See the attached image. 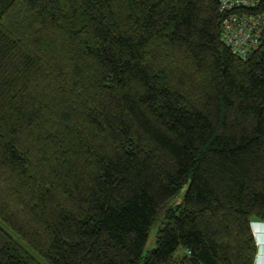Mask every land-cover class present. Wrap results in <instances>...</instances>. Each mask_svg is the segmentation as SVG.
<instances>
[{"label": "trees", "instance_id": "trees-1", "mask_svg": "<svg viewBox=\"0 0 264 264\" xmlns=\"http://www.w3.org/2000/svg\"><path fill=\"white\" fill-rule=\"evenodd\" d=\"M219 7L0 0V222L44 262L255 263L264 40L232 55ZM0 264L43 263L0 225Z\"/></svg>", "mask_w": 264, "mask_h": 264}, {"label": "built area", "instance_id": "built-area-1", "mask_svg": "<svg viewBox=\"0 0 264 264\" xmlns=\"http://www.w3.org/2000/svg\"><path fill=\"white\" fill-rule=\"evenodd\" d=\"M227 15L222 44L235 57L246 60L259 51L264 40V0H217Z\"/></svg>", "mask_w": 264, "mask_h": 264}, {"label": "rangeland", "instance_id": "rangeland-1", "mask_svg": "<svg viewBox=\"0 0 264 264\" xmlns=\"http://www.w3.org/2000/svg\"><path fill=\"white\" fill-rule=\"evenodd\" d=\"M182 202V196L178 197L175 201H173L171 203L170 206H175V205H179ZM0 225L9 233V235H11V237L17 241L22 243L25 248L35 257L37 258L40 262H42L43 264H47L46 262H44L34 251H32L28 246H26L23 242H21V240L19 239V237L10 229H8L4 224H2L0 222ZM163 228V224L162 222H159L156 224L155 228L151 231L150 233V237H149V241L148 244L145 248V251L143 253V263L146 261V259L148 258V256L150 255V253H152L156 248H157V237H158V233L159 231ZM253 230H257L256 226H252Z\"/></svg>", "mask_w": 264, "mask_h": 264}, {"label": "crops", "instance_id": "crops-1", "mask_svg": "<svg viewBox=\"0 0 264 264\" xmlns=\"http://www.w3.org/2000/svg\"><path fill=\"white\" fill-rule=\"evenodd\" d=\"M254 226L257 227V230H255L254 232V236L256 239V244L258 247V253L262 254V257L264 258V224H258ZM260 264L264 263V259L260 260L259 262Z\"/></svg>", "mask_w": 264, "mask_h": 264}, {"label": "clouds", "instance_id": "clouds-1", "mask_svg": "<svg viewBox=\"0 0 264 264\" xmlns=\"http://www.w3.org/2000/svg\"><path fill=\"white\" fill-rule=\"evenodd\" d=\"M254 224L255 225H258V224H264V223H253V226H254ZM252 230H253V228H252ZM253 233H255L254 232V230H253ZM255 237V236H254ZM259 251V250H258ZM262 259H264L263 257H262V254L261 253H257V255H256V257H255V263L254 264H260L259 262H260V260H262ZM262 264H264V263H262Z\"/></svg>", "mask_w": 264, "mask_h": 264}]
</instances>
